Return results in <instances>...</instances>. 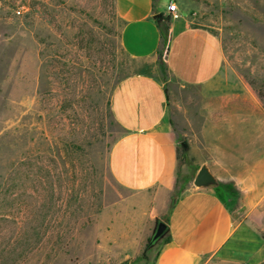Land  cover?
Returning a JSON list of instances; mask_svg holds the SVG:
<instances>
[{"label": "rangeland", "instance_id": "374dc122", "mask_svg": "<svg viewBox=\"0 0 264 264\" xmlns=\"http://www.w3.org/2000/svg\"><path fill=\"white\" fill-rule=\"evenodd\" d=\"M167 3L0 0V264L111 262L100 253L104 213L128 194L109 171L123 134L109 100L122 78L149 73L166 89L167 136L180 151L171 195L192 184L200 166L181 143L193 141L212 93L238 92L242 83L264 107V0H177V16ZM20 5L27 11L18 15ZM178 19L219 38L221 85L185 86L168 72L165 50ZM215 188L235 217L245 214L244 199ZM255 214L264 235V211ZM160 243L131 264H150Z\"/></svg>", "mask_w": 264, "mask_h": 264}, {"label": "crops", "instance_id": "0c3cea01", "mask_svg": "<svg viewBox=\"0 0 264 264\" xmlns=\"http://www.w3.org/2000/svg\"><path fill=\"white\" fill-rule=\"evenodd\" d=\"M170 27L165 65L172 77L191 87L221 85L224 55L217 35L181 19L172 20ZM158 41L154 33V51ZM236 89L211 94L187 151L200 166L208 164L217 186L239 203L245 200V214L239 218L215 187L189 184L170 194L180 151L167 136L162 81L134 73L115 84L109 107L123 134L110 150L109 171L128 194L104 213L108 227L101 235L100 253L109 264H131L140 257L157 219L167 230L150 264L264 262L263 226L254 221L255 213L264 211V107L242 83Z\"/></svg>", "mask_w": 264, "mask_h": 264}, {"label": "water", "instance_id": "95a60500", "mask_svg": "<svg viewBox=\"0 0 264 264\" xmlns=\"http://www.w3.org/2000/svg\"><path fill=\"white\" fill-rule=\"evenodd\" d=\"M155 17H159L158 14L155 15ZM192 184L195 188L201 189V188H213L218 185L217 178L214 176V174L211 172L209 166L207 163H203L199 169L197 170L193 180ZM166 233V224L164 221L157 219L155 221V227L153 229V239H160L162 238ZM123 264H128L127 262Z\"/></svg>", "mask_w": 264, "mask_h": 264}, {"label": "built area", "instance_id": "2783aa9c", "mask_svg": "<svg viewBox=\"0 0 264 264\" xmlns=\"http://www.w3.org/2000/svg\"><path fill=\"white\" fill-rule=\"evenodd\" d=\"M166 10L170 15L177 16V0H168ZM27 11L26 6L20 5L16 7L15 13L20 15Z\"/></svg>", "mask_w": 264, "mask_h": 264}, {"label": "trees", "instance_id": "16d2710c", "mask_svg": "<svg viewBox=\"0 0 264 264\" xmlns=\"http://www.w3.org/2000/svg\"><path fill=\"white\" fill-rule=\"evenodd\" d=\"M158 18H160V19H162V20H165L167 23L170 21V17H163L161 14L159 15ZM159 64H160V63H159ZM164 90H165V93H167L165 88H164ZM181 144H182V147H183V152L186 151V149H187V144H186V142H182ZM166 230H167V226H166ZM152 235H153V233H152ZM152 235H150V236L147 238V240H146V243H145V250H147V249H149L150 247L154 246V245L159 241V239H157V240H156V239H153V238H152ZM165 239H166V241L168 240V238H165ZM141 258H142V259L145 258V253H143V254L141 255Z\"/></svg>", "mask_w": 264, "mask_h": 264}]
</instances>
